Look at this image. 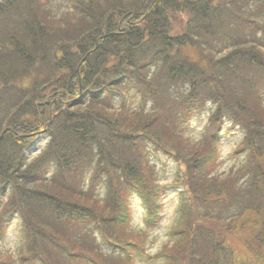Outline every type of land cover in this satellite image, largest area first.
<instances>
[{
	"label": "trees",
	"instance_id": "1",
	"mask_svg": "<svg viewBox=\"0 0 264 264\" xmlns=\"http://www.w3.org/2000/svg\"><path fill=\"white\" fill-rule=\"evenodd\" d=\"M227 121L241 136L221 170ZM147 146L177 162L170 183ZM13 218L0 264H264V0H0V240Z\"/></svg>",
	"mask_w": 264,
	"mask_h": 264
},
{
	"label": "rangeland",
	"instance_id": "2",
	"mask_svg": "<svg viewBox=\"0 0 264 264\" xmlns=\"http://www.w3.org/2000/svg\"><path fill=\"white\" fill-rule=\"evenodd\" d=\"M189 56L194 57L193 52L188 53ZM128 100L127 102L131 101V104L137 105L139 102L138 96L133 95L132 91H128ZM120 103V99L115 95L113 96V104L118 106ZM211 105L205 104L201 107L197 108L196 110L192 111L187 119L184 122V130L185 134L192 139H199L201 136L202 129L207 122V118L210 110ZM241 136V132H239L235 127H232L229 122H223V127L221 128V136L217 142V149L220 154V159L223 160L220 169H226L232 164V160L227 158V153L234 147L235 143L239 140ZM44 138H42L40 145L35 150V153L39 150L42 146ZM148 151V159L149 162L152 163L157 171L158 179L162 182H168L177 175V162L173 160L168 155H165L161 152H155L152 150L150 146H147ZM220 164V163H219ZM209 168V167H205ZM210 169V168H209ZM49 172L47 173V175ZM177 189L178 186H174L170 184L167 190L165 191L164 197V208L161 214V220L158 222L156 227L151 229V233L155 236L154 243L149 244L148 251L153 253L163 241L166 240V227L172 221L176 214V207L178 204V196H177ZM103 192V188L101 183L96 188V193ZM130 209H131V223L136 227H143L144 222V208L140 201V198L135 194H131L129 199ZM152 234H149V238L153 237ZM228 242L231 245V251L237 257L244 253V249L240 242L234 239L232 236L228 237ZM19 241V227H18V220L13 218L10 223L8 224L6 231L0 240V253H13V249L16 247ZM103 246L105 250H110V247L107 246L105 242H103ZM161 258L154 261L148 262L144 259H137L134 264H159ZM91 264V263H87Z\"/></svg>",
	"mask_w": 264,
	"mask_h": 264
}]
</instances>
